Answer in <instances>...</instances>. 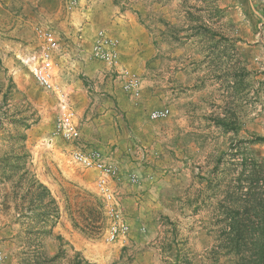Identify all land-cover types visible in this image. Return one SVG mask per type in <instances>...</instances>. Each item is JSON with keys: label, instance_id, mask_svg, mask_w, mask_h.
Wrapping results in <instances>:
<instances>
[{"label": "rangeland", "instance_id": "1", "mask_svg": "<svg viewBox=\"0 0 264 264\" xmlns=\"http://www.w3.org/2000/svg\"><path fill=\"white\" fill-rule=\"evenodd\" d=\"M3 1L0 264H254L264 241V0H67L68 11L96 5L91 37L84 22L55 27L54 0L47 16L32 0ZM39 25L58 40L54 91L25 63L39 53ZM98 29L124 41L118 68L139 77L138 97L92 55ZM62 99L70 140L54 132ZM161 108L168 114L152 119ZM74 151L114 166L121 209L124 182V238L106 240L98 172Z\"/></svg>", "mask_w": 264, "mask_h": 264}, {"label": "built area", "instance_id": "2", "mask_svg": "<svg viewBox=\"0 0 264 264\" xmlns=\"http://www.w3.org/2000/svg\"><path fill=\"white\" fill-rule=\"evenodd\" d=\"M35 36L39 40L40 50L37 56L28 58L31 73L35 82L44 90L54 91L53 82V53L58 47V40L53 30L44 25L34 28ZM92 55L103 61L122 80V88L132 97H138L141 91V81L138 76L130 73L124 68H118L119 62V40L109 35L105 30L98 29L94 35ZM62 112L60 113L54 127L55 134L66 140L73 139L76 128L73 124V113L64 100H61ZM168 108L155 109L150 113L152 119H158L168 114ZM73 162L86 168H92L98 172L97 187L104 202V213L108 225L106 228V240L114 242L125 237L129 231V225L124 219L122 209L118 202L117 194L111 185V179L115 178L116 170L110 163L105 162L100 152L85 154L74 151L71 155Z\"/></svg>", "mask_w": 264, "mask_h": 264}, {"label": "crops", "instance_id": "3", "mask_svg": "<svg viewBox=\"0 0 264 264\" xmlns=\"http://www.w3.org/2000/svg\"><path fill=\"white\" fill-rule=\"evenodd\" d=\"M67 0H54V6L55 9L52 11L51 15L54 17L55 21V27L63 26L66 31L68 30L67 26H75L76 24H83L81 25V29L85 32L86 36L91 37L92 35V30H91V25L93 24L91 18H88L87 13L89 14V11L92 10V7H96V5H93L92 3L87 5V8H85L84 4L83 6H80L78 8L77 6L72 9L71 11H68L67 9ZM49 0H32L31 6L38 8V15L39 16H47L50 13V8H49ZM83 0H79L78 4L82 5ZM97 3V2H94ZM1 4H4L3 0H0V6ZM62 8V9H61ZM63 11V12H62ZM87 16V18H83L82 16ZM33 18V17H32ZM40 18V17H39ZM118 21H121L122 24H124V20L118 19ZM119 53H124V41L121 40V44L119 42ZM113 187V186H112ZM118 192L121 193V205L122 209L124 211V182H121V186L118 188Z\"/></svg>", "mask_w": 264, "mask_h": 264}, {"label": "trees", "instance_id": "4", "mask_svg": "<svg viewBox=\"0 0 264 264\" xmlns=\"http://www.w3.org/2000/svg\"><path fill=\"white\" fill-rule=\"evenodd\" d=\"M250 177L252 178V180L254 179L255 181L256 180L258 181L260 179V170H258L257 168H252ZM259 220L262 226H259V229L257 231L262 232V229L264 228V216L262 215ZM242 246L243 244H234V246H232L233 250L231 251L238 254L240 253ZM252 249H253V255H255L254 264H264V241L259 240L258 242L253 244Z\"/></svg>", "mask_w": 264, "mask_h": 264}]
</instances>
